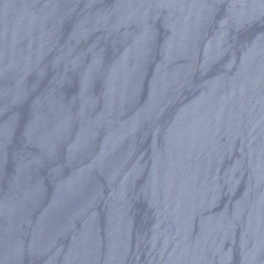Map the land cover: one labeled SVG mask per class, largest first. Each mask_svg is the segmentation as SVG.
Returning <instances> with one entry per match:
<instances>
[{"label":"water","instance_id":"1","mask_svg":"<svg viewBox=\"0 0 264 264\" xmlns=\"http://www.w3.org/2000/svg\"><path fill=\"white\" fill-rule=\"evenodd\" d=\"M0 264H264V0H0Z\"/></svg>","mask_w":264,"mask_h":264}]
</instances>
